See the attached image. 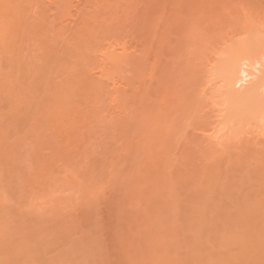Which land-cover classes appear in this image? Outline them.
I'll list each match as a JSON object with an SVG mask.
<instances>
[{
	"label": "rangeland",
	"instance_id": "rangeland-1",
	"mask_svg": "<svg viewBox=\"0 0 264 264\" xmlns=\"http://www.w3.org/2000/svg\"><path fill=\"white\" fill-rule=\"evenodd\" d=\"M263 11L0 0V264H264Z\"/></svg>",
	"mask_w": 264,
	"mask_h": 264
},
{
	"label": "bare ground",
	"instance_id": "bare-ground-1",
	"mask_svg": "<svg viewBox=\"0 0 264 264\" xmlns=\"http://www.w3.org/2000/svg\"><path fill=\"white\" fill-rule=\"evenodd\" d=\"M251 1H252V0H251ZM243 2H244V1H243ZM246 3H248V2L246 1ZM243 4H244V3H243ZM243 4H242V5H243ZM249 5H250V4H249ZM247 6H248V4H247ZM252 7H253V6H252ZM248 8H249V7H248ZM256 8H257V7H256ZM244 9H245V8H244ZM263 12H264V11H263ZM249 13H250V11H249ZM247 14H248V13H247ZM260 14H261V13H260ZM248 16H249V15H248ZM251 16H252V14H251ZM253 16H254V15H253ZM262 16H263V15H262ZM240 17H241V20H242V16H240ZM260 17H261V16H260ZM238 18H239V17H238ZM248 18H249V17H248ZM251 18H252V17H251ZM256 18H257V17H256ZM253 19H254V17H253ZM260 19H261V18H260ZM239 20H240V19H239ZM241 20H240V21H241ZM249 20H250V19H249ZM249 20H247V21H249ZM244 21H245V20H244ZM254 21H255V20H254ZM244 23H246V22H244ZM244 23H243V25H244ZM253 23H255V22H253ZM262 23H263V22H262ZM259 24H260V23H259ZM248 25H249V22H248ZM251 25H252V24H251ZM252 26H253V25H252ZM252 26H251V27H252ZM244 27L247 28V26H244ZM247 30H249V28H247ZM247 30H246V32H247ZM253 30H254V28H253ZM262 33H263V32H261V34H262ZM259 34H260V33H259ZM261 34H260V35H261ZM246 71H247V70H246ZM247 72H248V71H247ZM233 74H234V72H233ZM246 74H248V73H246ZM231 76H233V75H231ZM229 77H230V76H229ZM237 77H238V76H237ZM237 77H236V78H237ZM247 77H248V76H247ZM231 78H232V77H231ZM261 78H262V76H261ZM260 80H261V79H260ZM229 82H230V81H229ZM262 83H263V82H262ZM262 83H261V84H262ZM263 84H264V83H263ZM255 85H257V84H255ZM259 86H260V83H259ZM259 86L257 85L256 87H259ZM261 86H262V85H261ZM248 90H249V89H248ZM253 90H254V89L252 88L251 91H253ZM245 94H246V93H245ZM253 94H254V93H253ZM242 95H243V93H241V96H242ZM249 95H250V93H249ZM249 95H247V97H245V95H243V96L245 97V99L243 98V96H242L241 98H243L244 101H245L246 98H247V101H248V96H249ZM239 97H240V95H239ZM241 98H239V99H241ZM243 99H242V100H243ZM251 99H252V98H251ZM237 100H238V99H237ZM242 100H241V101H242ZM249 100H250V98H249ZM239 101H240V100H239ZM239 101H238L237 103H239ZM261 101H264V100H259L260 103H262ZM252 102H253V101H252ZM259 102H257V104H258ZM242 103H243V102H242ZM245 103H247V102H245ZM240 104H241V103H240ZM250 104H251V103H250ZM250 104H249V105H250ZM257 104H255V107L258 108V105H259V104H258V105H257ZM242 105H243V104H242ZM242 105H239V106L241 107ZM256 105H257V106H256ZM239 106H238V107H239ZM243 106H244V105H243ZM253 106H254V105H253ZM238 107H237V108H238ZM240 107H239V108H240ZM245 107H247L246 104H245L244 108H245ZM255 107H254V110H255ZM237 108H236V109H237ZM250 108H251V107H250ZM252 108H253V107H252ZM241 109L243 110V108H240V109H239L240 112H243L244 110L242 111ZM248 109H249V106H248ZM263 109H264V107H263ZM249 110H250V109H249ZM249 110L246 109L245 111H249ZM252 110H253V109H252ZM255 111H257V110H255ZM255 111H254V112H255ZM261 111H262V110H260V112H261ZM235 112H237V111H235ZM235 112H234V114H236ZM240 112L238 111V113H240ZM249 112H250V111H249ZM238 113H237L236 116H238ZM246 113H247V112H246ZM250 113H251V112H250ZM262 113L264 114V111H263ZM253 114H257V113H253ZM258 114H259V112H258ZM258 114H257V115H258ZM243 115H245V114H243ZM248 115H249V114H248ZM261 115H262V114H261ZM254 116H255V117H254ZM254 116L252 115L253 119H254V118H257L256 115H254ZM263 116H264V115H263ZM238 117H239V116H238ZM258 117H260V116H258ZM261 117H262V116H261ZM234 119H235V118H234ZM237 119H238V118H237ZM257 119H258V118H257ZM251 120H252V118H251ZM259 122H260V121H259ZM261 147H263V146H261ZM263 149H264V147H263ZM259 150H261V148H259ZM257 151H258V150H256V152H257ZM254 153H255V151H254ZM247 154H249V152H248ZM255 155H256V154H255ZM262 155H263V154H262ZM247 156H248V155H247ZM249 156H251V155H249ZM261 157H262V156H261ZM251 158H252V157H251ZM256 158H258V157H256ZM243 159H245V157H244ZM253 160H254V159H253ZM248 161H249V160H248ZM212 216H213V215H212ZM192 217H193V216H192ZM209 224H210V223H209Z\"/></svg>",
	"mask_w": 264,
	"mask_h": 264
}]
</instances>
